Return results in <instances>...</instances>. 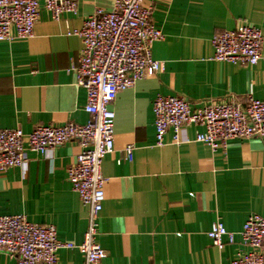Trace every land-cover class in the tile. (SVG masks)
Returning <instances> with one entry per match:
<instances>
[{"label":"crops","instance_id":"0c3cea01","mask_svg":"<svg viewBox=\"0 0 264 264\" xmlns=\"http://www.w3.org/2000/svg\"><path fill=\"white\" fill-rule=\"evenodd\" d=\"M115 0H78L76 14L56 20L41 9L34 35L0 41V129L32 131L40 124H84L87 90L77 80L83 42L68 34L98 8ZM164 38L153 44L163 68L118 93L115 149L105 156L106 199L97 242L106 256L100 264H230L252 249L239 234L250 214L264 217V137L235 138L213 150L195 140L203 131L185 125L180 140L169 129L157 145L153 102L179 95L192 108L226 101L264 100V0H144ZM247 24L263 33V55L253 66L213 59L212 38ZM134 145L131 159L126 147ZM73 140L51 156L28 152L27 167L0 171V215L23 214L54 224L62 241H84L89 209L72 188L68 168L77 161ZM220 220L235 231V242L216 247L208 231ZM78 247L63 248L58 264H83ZM0 264H17L0 253Z\"/></svg>","mask_w":264,"mask_h":264},{"label":"built area","instance_id":"2783aa9c","mask_svg":"<svg viewBox=\"0 0 264 264\" xmlns=\"http://www.w3.org/2000/svg\"><path fill=\"white\" fill-rule=\"evenodd\" d=\"M143 3L115 0L111 10L98 8L80 28L68 31L83 42L79 65L73 68L78 83L87 90L84 109L90 119L86 123L40 124L30 132L20 127L0 129V171L25 169L29 151L51 156L55 147L77 141L81 152L68 168V178L89 209L88 227L79 245L60 240L54 224L36 223L23 214L0 215V253L15 258L17 264H58V253L63 248L78 247L84 255L83 264H100L106 256L97 234L106 199L102 162L115 149L116 114L111 105L120 91L163 68L162 62L154 58L152 47L164 38V33L153 21V5ZM42 8L59 20L65 13H77L78 0H0V41L33 36ZM212 44L213 59L217 61L253 66L263 55V33L253 24L217 33ZM153 112L156 143L160 146L165 144L169 129L179 142L181 128L191 124L204 128L195 140L213 150L225 147L231 139L264 137V100L251 94L244 104L231 100L195 108L185 97L158 95ZM133 150L134 145L126 147L128 159ZM239 234L252 250L239 253L230 264H264V217L250 214ZM208 236L223 249L225 237L234 243L236 232L217 220Z\"/></svg>","mask_w":264,"mask_h":264}]
</instances>
